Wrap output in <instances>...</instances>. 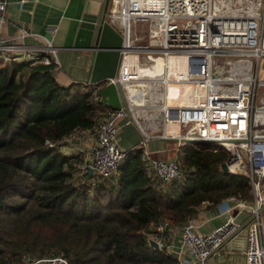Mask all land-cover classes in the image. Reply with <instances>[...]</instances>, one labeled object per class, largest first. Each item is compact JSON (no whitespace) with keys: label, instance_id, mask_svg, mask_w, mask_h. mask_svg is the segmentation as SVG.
Listing matches in <instances>:
<instances>
[{"label":"built area","instance_id":"built-area-1","mask_svg":"<svg viewBox=\"0 0 264 264\" xmlns=\"http://www.w3.org/2000/svg\"><path fill=\"white\" fill-rule=\"evenodd\" d=\"M5 2L0 0V26ZM104 17L121 44L113 75L93 83L91 94L98 98L97 90L112 83L119 107L97 118L90 160L79 165L81 172L90 167L92 177L102 178L116 170L124 157L116 138L119 118L137 131L142 168L161 185L180 178L182 170L175 155L152 157L149 140H171L175 151L186 141L224 150L227 171L246 178L248 195L228 194L215 203L222 221L208 232H195L187 220L181 224L180 244L190 254L186 264H209L220 244L237 236L240 216L247 219L243 264H264V191L258 187L264 175V0H108ZM26 34L20 30L16 37ZM32 50L38 62L58 65L47 39L33 48L0 38L1 62ZM172 222L163 218L155 230ZM24 264L72 263L57 253Z\"/></svg>","mask_w":264,"mask_h":264},{"label":"trees","instance_id":"trees-1","mask_svg":"<svg viewBox=\"0 0 264 264\" xmlns=\"http://www.w3.org/2000/svg\"><path fill=\"white\" fill-rule=\"evenodd\" d=\"M89 84L61 85L36 58L0 61V264L57 253L72 264H175L147 242L150 223H181L202 201L248 195L243 175L220 169L225 151L206 143L185 147L182 175L164 185L150 180L135 145L108 177L72 180L80 158L59 141L92 130L107 110Z\"/></svg>","mask_w":264,"mask_h":264},{"label":"crops","instance_id":"crops-1","mask_svg":"<svg viewBox=\"0 0 264 264\" xmlns=\"http://www.w3.org/2000/svg\"><path fill=\"white\" fill-rule=\"evenodd\" d=\"M98 5L99 0H6L3 21L0 26V38L14 37L16 41L31 45L33 48L45 44L46 39L49 40L55 48V55L58 60V65L52 66L54 78L61 85L73 83L77 86V84L84 82L87 72L90 59V51L87 46L91 37V30L80 24V17L84 12L88 16L93 15ZM20 30L29 34L16 37ZM34 54L35 50H32L14 60L31 59L35 56ZM106 108L109 109L110 107L107 105ZM116 124L118 145L124 149L134 145L138 147L137 132L133 125L126 122L124 118H119ZM77 132L87 134L88 132L91 133L92 130L75 129L68 135ZM66 136L60 142L63 143V146H67V151H62L67 154L78 155L80 160L76 163L87 161L89 157L87 154L88 146L90 148L94 142V136L84 141L86 143L83 145L87 147L85 153L80 152V145L68 144L71 141L70 139L66 140ZM79 137L78 135L75 138L80 140ZM162 140L164 139L149 140L146 143L149 152L159 153L160 157L163 158L171 157L166 155L168 149L164 148ZM149 178L155 180L152 175ZM239 219L243 223L245 216H240ZM185 220L192 222V229L195 232L205 233L219 225L222 216L218 214L215 204L202 201L196 206L195 212ZM183 222H172L171 225L161 231L155 230L156 222L151 224L150 232L154 231V234L152 233L150 237L158 240L160 243L158 248L169 254L175 264H186L190 259L188 250L180 244V227ZM231 240H226L220 244L215 252L210 255L209 264H243L242 239L238 237L232 242Z\"/></svg>","mask_w":264,"mask_h":264},{"label":"water","instance_id":"water-1","mask_svg":"<svg viewBox=\"0 0 264 264\" xmlns=\"http://www.w3.org/2000/svg\"><path fill=\"white\" fill-rule=\"evenodd\" d=\"M108 0H99V5L95 13L88 16L83 13L80 17L81 25L91 30V37L87 48L90 51L89 65L84 78L86 83H96L104 76H112L117 59L118 48L121 44V35L112 27V25L105 19V10ZM85 11V10H84ZM99 100L107 104L111 108L119 107V98L115 87L112 83H107L98 90ZM222 171H227L224 161L219 165ZM90 167H87V173L90 175ZM259 190L264 191V175L258 183ZM264 207L262 205L259 211ZM234 213V212H233ZM247 222V219L241 224V228L234 241L238 237L242 239V248L245 243V228L242 227ZM147 242L154 248H158L157 242L151 238H147Z\"/></svg>","mask_w":264,"mask_h":264},{"label":"rangeland","instance_id":"rangeland-1","mask_svg":"<svg viewBox=\"0 0 264 264\" xmlns=\"http://www.w3.org/2000/svg\"><path fill=\"white\" fill-rule=\"evenodd\" d=\"M141 41H143V42H145L146 41V34L144 33V37H143V39H141ZM7 63V62H6ZM89 84V83H88ZM90 85V89H92V84H89ZM259 91H262L261 93H264V88H262L261 90H259ZM96 93H98V90H97V92ZM91 97L93 98V96H92V94H91ZM98 99H99V97H98ZM101 102V101H100ZM102 103V105H103V107H106L107 106V104H105V103H103V102H101ZM96 116H97V118L98 117H100L101 116V113H100V111H96ZM135 129V128H134ZM93 132V131H92ZM91 132V133H92ZM137 132V131H136ZM81 133V134H80ZM91 133H87V134H85L84 132H77V133H72L71 135H68V136H66V140H69L70 139V141L71 142H68V144H70V143H75L76 145H80V147H81V151L80 152H84L85 153V151H86V149H87V147H86V145L84 146L83 144L84 143H86V142H84L85 140H88V138H92V136H94V134H91ZM80 136L79 138H80V140L79 139H77V138H75L76 136ZM137 137H138V133H137ZM73 140H75V141H73ZM62 141V140H61ZM65 141V140H64ZM60 142V141H59ZM66 142V141H65ZM64 142V143H65ZM61 144V145H60ZM133 144V143H132ZM162 144L164 145V148H166V149H168V151L166 152V150H165V152H166V155H169V156H172V155H175V156H177L176 158H178V160H180V157H181V155H182V151L184 150V148L185 147H187V146H189V145H192V146H195V145H198L199 144V142H196V141H186L183 145H180L179 147H177L176 149V151L174 150V148H175V143L173 142V141H171V140H162ZM63 143H59V148L61 149V151L63 150H66L67 151V146H63ZM127 146V145H126ZM125 151H126V149H124V154H125ZM151 152V151H150ZM168 153V154H167ZM175 153V154H174ZM87 154L89 155V157H88V161L90 160V151H89V146H88V151H87ZM151 154V156L152 157H156V158H158V157H160V155H159V153H156V152H154V153H150ZM180 162V161H179ZM82 163V161L81 162H79V163H75V165H74V167H73V169H72V172H71V178H72V180H74V181H76V182H81L84 178H83V175H81V168L79 167V165ZM180 164V163H179ZM167 184V183H166ZM151 224L152 223H150V225H149V228H148V237H150L151 236V234L153 233L154 234V231H151L150 232V230L152 229L151 227ZM49 255H51V254H49ZM49 255H44V256H49ZM29 257L28 256H26L25 254L23 255V256H21L20 257V264H24V262H26V260L28 259ZM30 258H32V257H30ZM34 258V257H33Z\"/></svg>","mask_w":264,"mask_h":264},{"label":"bare ground","instance_id":"bare-ground-1","mask_svg":"<svg viewBox=\"0 0 264 264\" xmlns=\"http://www.w3.org/2000/svg\"><path fill=\"white\" fill-rule=\"evenodd\" d=\"M224 63V61L222 63H213L214 65H217V66H222ZM263 73H264V60H263ZM141 116H144V117H148L149 115L146 114V113H142ZM152 117H154V115L152 114Z\"/></svg>","mask_w":264,"mask_h":264}]
</instances>
